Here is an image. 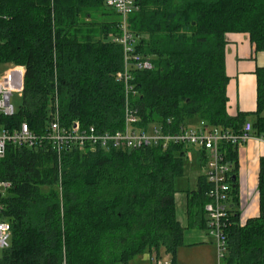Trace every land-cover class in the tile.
Masks as SVG:
<instances>
[{
    "label": "trees",
    "instance_id": "trees-1",
    "mask_svg": "<svg viewBox=\"0 0 264 264\" xmlns=\"http://www.w3.org/2000/svg\"><path fill=\"white\" fill-rule=\"evenodd\" d=\"M106 2L0 0V64L26 69L22 105L8 123H27L44 137L57 101L66 127L124 128V52L112 40L120 35V17ZM137 2L130 29L137 51L154 65L133 72L140 127L157 124L174 133L198 119L239 132L252 117L254 135L264 138V68L256 70L257 110L233 117L226 65L229 34H248L255 51L264 52V0ZM43 142L9 146L0 161V178L12 185L4 200L12 244L0 264H130L147 251L160 257L163 249L178 264L185 234L176 207L182 146L105 152L72 145L59 157ZM224 148L233 163L224 264H264V157L260 214L241 224L238 148ZM210 187L200 175L187 191L192 227L208 228Z\"/></svg>",
    "mask_w": 264,
    "mask_h": 264
},
{
    "label": "built area",
    "instance_id": "built-area-1",
    "mask_svg": "<svg viewBox=\"0 0 264 264\" xmlns=\"http://www.w3.org/2000/svg\"><path fill=\"white\" fill-rule=\"evenodd\" d=\"M106 5L120 17L118 24L120 35L113 37L112 40L120 44L124 52V70L119 76L126 93L124 128L115 132L101 131L96 126L83 127L79 122L66 127L60 121L57 101L53 106L44 137L35 135L27 123L11 125L7 119L17 113L12 98L16 92L22 97L26 73L23 66L12 63L13 65L0 75V161L5 158L9 146L35 148L42 146L44 140L51 145L59 157L72 145L79 147L80 150L89 147L105 152L134 151L152 146H162L167 149L170 145H175L184 148L186 158L191 157L188 155V149L197 148L203 153V175L211 186L208 193L210 202L205 207L208 216L207 229L216 237L219 256L223 260L228 246L225 230L230 223L233 171V163L228 159L224 147H239L254 138H259L254 135L253 123L245 122L239 132L210 126L204 120L200 121L198 128L186 126L174 133L157 124H151L145 129L140 127V120L132 103L138 96L133 86V72L149 71L154 68L151 59L137 51V40L129 25V16L138 12L140 6L137 0H107ZM16 75L22 84L19 89L15 87ZM11 187V183L0 178V248L4 250L9 249V239L12 235L11 224L4 217V200ZM155 264L171 263L157 260Z\"/></svg>",
    "mask_w": 264,
    "mask_h": 264
},
{
    "label": "crops",
    "instance_id": "crops-1",
    "mask_svg": "<svg viewBox=\"0 0 264 264\" xmlns=\"http://www.w3.org/2000/svg\"><path fill=\"white\" fill-rule=\"evenodd\" d=\"M227 41L226 65L227 74L230 78L227 88L228 113L233 117L239 113H254L257 110L258 97L256 70L264 68V52H256L249 35L245 33L229 34ZM252 120L248 118L246 122L253 123ZM237 148L239 221L241 224H246L249 219L256 218L260 214L258 184L260 160L264 157V138H254L244 144L243 147L239 146ZM196 154L199 156L200 169L202 168L201 175H203L204 157L202 151L193 147L188 149V155L194 157ZM197 179L189 180L188 189L185 191L186 196L189 189H196ZM180 222L183 225V222ZM187 222L189 223L188 214Z\"/></svg>",
    "mask_w": 264,
    "mask_h": 264
},
{
    "label": "rangeland",
    "instance_id": "rangeland-1",
    "mask_svg": "<svg viewBox=\"0 0 264 264\" xmlns=\"http://www.w3.org/2000/svg\"><path fill=\"white\" fill-rule=\"evenodd\" d=\"M12 63L0 64V75L4 74ZM16 67V66H15ZM14 67V68H15ZM16 89L21 87V81L16 75ZM12 103L18 110L22 105V97L16 92L12 98ZM252 119V117H249ZM196 119V118H195ZM199 120H193L189 123V126L196 128L199 125ZM196 124V125H195ZM240 147H243L241 145ZM202 168L200 169L199 156L196 154L194 157L186 158L185 161V173L177 180V193H176V207L177 216L185 226L184 244L178 250L177 263L178 264H224L219 256V250L216 237L206 228L192 227L187 222L188 205L187 196L185 191L188 189V183L190 179H197L201 175ZM187 212V213H186ZM206 237V240L204 239ZM206 242V243H205ZM9 244H12V238L9 239ZM4 253V249L0 248V258ZM162 263H171L173 257L166 252L161 251V256L158 257L155 252L147 251L145 254L136 257L130 264H155L156 261Z\"/></svg>",
    "mask_w": 264,
    "mask_h": 264
}]
</instances>
